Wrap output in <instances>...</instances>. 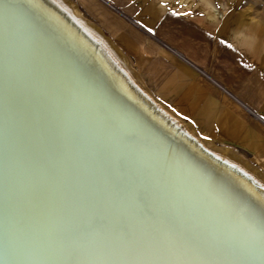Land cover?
Returning a JSON list of instances; mask_svg holds the SVG:
<instances>
[{
    "label": "bare ground",
    "instance_id": "1",
    "mask_svg": "<svg viewBox=\"0 0 264 264\" xmlns=\"http://www.w3.org/2000/svg\"><path fill=\"white\" fill-rule=\"evenodd\" d=\"M126 62L70 0H0V264H264V178Z\"/></svg>",
    "mask_w": 264,
    "mask_h": 264
},
{
    "label": "crops",
    "instance_id": "2",
    "mask_svg": "<svg viewBox=\"0 0 264 264\" xmlns=\"http://www.w3.org/2000/svg\"><path fill=\"white\" fill-rule=\"evenodd\" d=\"M72 1L155 102L264 178V0Z\"/></svg>",
    "mask_w": 264,
    "mask_h": 264
},
{
    "label": "rangeland",
    "instance_id": "3",
    "mask_svg": "<svg viewBox=\"0 0 264 264\" xmlns=\"http://www.w3.org/2000/svg\"><path fill=\"white\" fill-rule=\"evenodd\" d=\"M70 1H72V0H70ZM73 3H75L74 1H72ZM76 4V3H75ZM77 5V4H76ZM78 7V6H77ZM79 9V8H78ZM82 14V13H81ZM83 16V15H82ZM84 17V16H83ZM85 18V17H84ZM87 19V18H86ZM90 21V20H89Z\"/></svg>",
    "mask_w": 264,
    "mask_h": 264
},
{
    "label": "built area",
    "instance_id": "4",
    "mask_svg": "<svg viewBox=\"0 0 264 264\" xmlns=\"http://www.w3.org/2000/svg\"><path fill=\"white\" fill-rule=\"evenodd\" d=\"M168 48V47H167Z\"/></svg>",
    "mask_w": 264,
    "mask_h": 264
}]
</instances>
